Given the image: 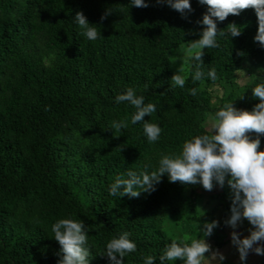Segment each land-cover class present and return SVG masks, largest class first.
<instances>
[{
  "label": "trees",
  "instance_id": "trees-1",
  "mask_svg": "<svg viewBox=\"0 0 264 264\" xmlns=\"http://www.w3.org/2000/svg\"><path fill=\"white\" fill-rule=\"evenodd\" d=\"M145 2L146 8L132 0H0V264H57L61 246L51 228L60 219L84 224L89 264H110L102 256L106 245L125 232L137 250L124 264H144L147 256L161 264L166 246L182 243L164 222L192 223L198 215L197 201L185 195L190 185L170 182L167 174L138 198L112 196L109 188L129 171L155 170L162 156L179 155L185 141L211 135L206 118L225 104L253 110L259 100L252 89L264 84V48L254 41L258 20L246 9L216 21L218 31L235 23L242 34L218 35L219 47L204 50L205 78L193 82V61L185 86L171 87L167 54L200 38L205 26L197 21L207 6L190 0L185 18L166 3ZM77 12L100 32L97 40L81 34ZM255 61L262 68L237 84L246 62ZM212 68L215 82L207 77ZM211 86L223 95L213 96ZM128 88L156 105L144 120L161 127L158 141L148 142L142 122L131 124L133 106L116 103ZM121 120L127 129H111ZM230 209L231 200L224 211Z\"/></svg>",
  "mask_w": 264,
  "mask_h": 264
},
{
  "label": "clouds",
  "instance_id": "clouds-1",
  "mask_svg": "<svg viewBox=\"0 0 264 264\" xmlns=\"http://www.w3.org/2000/svg\"><path fill=\"white\" fill-rule=\"evenodd\" d=\"M166 3L169 7L180 12L182 16L193 11L190 0H157ZM199 4L207 6L201 21L204 25L200 38L193 40L186 47L177 51L182 56H173V62L180 59L181 66L171 77V87L185 86L189 73L186 66L195 64V72L191 75L193 82L205 78L201 70L204 50L219 47L217 36L239 37L242 27L231 23L224 30L218 31L216 21L223 22L229 15L237 16L243 10L254 9L258 30L254 41L264 48V0H198ZM136 7L146 8L149 5L145 0H132ZM112 12L108 9L102 16L105 20ZM74 22L81 29V34L90 41L100 36L97 28L91 25L83 14L77 12ZM211 81L217 80V72L212 68L207 72ZM237 84L243 85L245 80L237 79ZM219 91V89H217ZM197 89H191L190 94L195 96ZM223 95V93H220ZM254 98L259 100L252 111L238 110L233 104H225L214 115L209 117L212 134H203L185 141L179 155H164L158 162V167L150 173L145 171L137 174L134 171L127 173L128 178L117 177L110 185L109 194L116 197L128 196L138 198L141 193L151 194L156 185L167 174L170 182H180L183 185L201 184L207 191H212L216 185L223 188L227 184L231 193V216L225 225L236 229L243 219H246L252 228L250 235L241 238L237 231L231 232V243L236 247L240 261L246 262L250 253L264 256V151L260 149V136L264 135V84H258L252 89ZM116 103H127L136 109L131 116V124L143 123V131L149 143L159 140L161 127L155 123L145 121V116L156 112V105L144 103V97L138 96L132 88L115 98ZM126 120L113 121L111 129L116 131L127 129ZM249 133H255L251 139ZM215 182V183H214ZM219 226L218 221L204 222L200 226L202 238L192 239L190 243L173 241L166 246L160 256L161 264L180 260L183 264H223L226 259L219 250H213L204 237H210L213 230ZM54 239L59 243L60 259L57 264H89L90 249L87 247V232L82 222L73 219H60L52 225ZM137 250V245L129 239V233H123L118 238L111 239L105 253L110 264H124L126 254ZM208 253L206 256L205 254ZM154 257L144 258V264H154Z\"/></svg>",
  "mask_w": 264,
  "mask_h": 264
},
{
  "label": "rangeland",
  "instance_id": "rangeland-1",
  "mask_svg": "<svg viewBox=\"0 0 264 264\" xmlns=\"http://www.w3.org/2000/svg\"><path fill=\"white\" fill-rule=\"evenodd\" d=\"M186 46L187 45H181L179 47H176L170 50L167 54L173 75L181 66L182 61L180 59H177L175 60V62H173L172 57L182 56V53L177 50L181 47ZM246 63V72H241L238 76V79L248 82L250 81L252 76L262 68V63L260 61ZM217 89H219V91ZM209 90L213 96H220V93L223 92L220 86H211ZM210 116L211 114L207 116L204 126L212 133L211 122L209 119ZM259 150L264 151V143L260 145ZM185 195L188 198L195 199L197 201L198 215L196 216V218L192 223H189L186 220L170 219L166 220L163 225V228L168 235L177 240H180L181 242L190 243L192 239L202 238V235L200 233V226H202L204 222L210 223L215 220L218 221L219 226L213 230V234L210 237H204V239L211 245L213 250H218V248L221 247V243L224 241V239L231 236L232 231H239L241 229L243 230V226L249 223L246 219H243L236 229H232L231 227L225 225V221L228 220L231 216L230 212L224 211L225 202L231 200V193L227 184H225L223 188H220L219 185H216L212 191L205 190L201 184L190 185L186 189ZM175 220L177 223L175 222ZM247 234H249L248 230L242 231V234L240 233V235L243 236ZM224 248L225 247H221L219 251L223 252L222 250H224ZM205 255L207 256L208 253H206ZM261 260V264H264V256L261 257ZM167 264H183V262L180 260H176L174 262H168ZM236 264L242 263L237 262Z\"/></svg>",
  "mask_w": 264,
  "mask_h": 264
},
{
  "label": "crops",
  "instance_id": "crops-1",
  "mask_svg": "<svg viewBox=\"0 0 264 264\" xmlns=\"http://www.w3.org/2000/svg\"><path fill=\"white\" fill-rule=\"evenodd\" d=\"M252 228L251 227H248L247 229H241L239 231H237L239 234L241 233L242 234V231H245V230H248L249 232V229ZM250 235V232L249 234L243 236V235H240L241 238H244L246 236ZM229 245V246H227ZM221 247H225L224 250H222L223 252H221L224 256H225V260L223 261V264L224 263H227V264H236L237 262H240V258H239V253L236 249L235 246L232 245L231 243V236L230 237H226V239H224V241L221 243ZM221 247L218 248V250L221 249ZM261 257L260 255H256L254 253H250L247 257V260L246 262H243V264H261Z\"/></svg>",
  "mask_w": 264,
  "mask_h": 264
}]
</instances>
